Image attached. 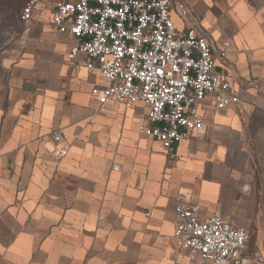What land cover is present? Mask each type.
I'll list each match as a JSON object with an SVG mask.
<instances>
[{"label": "crops", "instance_id": "obj_1", "mask_svg": "<svg viewBox=\"0 0 264 264\" xmlns=\"http://www.w3.org/2000/svg\"><path fill=\"white\" fill-rule=\"evenodd\" d=\"M53 1L37 0L0 51V264H189L173 237L179 201L246 229L241 264H264V0H184L185 18L172 6L177 31L229 43L215 68L240 97L218 109L207 94L201 130L172 158L139 132L144 103L91 95L106 81L70 58Z\"/></svg>", "mask_w": 264, "mask_h": 264}, {"label": "built area", "instance_id": "obj_2", "mask_svg": "<svg viewBox=\"0 0 264 264\" xmlns=\"http://www.w3.org/2000/svg\"><path fill=\"white\" fill-rule=\"evenodd\" d=\"M37 0H29L21 17L30 20ZM185 18L184 0H54L51 22L74 39L70 58L85 56L84 65L106 81L91 95L99 103L115 101L125 108L136 102L147 107L139 132L154 138L167 158L191 131H200V105L207 94L221 109L240 103L228 74L217 71L216 56L225 58L228 42L216 47L206 33L191 26L176 29L172 6ZM55 157H63L59 131L51 133ZM173 237L189 253V264H241L247 231L220 215L199 218L198 205L179 201Z\"/></svg>", "mask_w": 264, "mask_h": 264}, {"label": "rangeland", "instance_id": "obj_3", "mask_svg": "<svg viewBox=\"0 0 264 264\" xmlns=\"http://www.w3.org/2000/svg\"><path fill=\"white\" fill-rule=\"evenodd\" d=\"M29 0L16 3V0H0V51L12 46L19 38L25 21L22 9Z\"/></svg>", "mask_w": 264, "mask_h": 264}, {"label": "trees", "instance_id": "obj_4", "mask_svg": "<svg viewBox=\"0 0 264 264\" xmlns=\"http://www.w3.org/2000/svg\"><path fill=\"white\" fill-rule=\"evenodd\" d=\"M25 0H16V3H19V4H21V3H23Z\"/></svg>", "mask_w": 264, "mask_h": 264}]
</instances>
